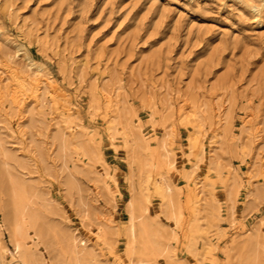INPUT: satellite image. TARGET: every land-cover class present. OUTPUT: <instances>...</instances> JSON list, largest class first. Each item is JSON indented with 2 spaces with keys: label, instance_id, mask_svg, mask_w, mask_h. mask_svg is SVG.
<instances>
[{
  "label": "rangeland",
  "instance_id": "374dc122",
  "mask_svg": "<svg viewBox=\"0 0 264 264\" xmlns=\"http://www.w3.org/2000/svg\"><path fill=\"white\" fill-rule=\"evenodd\" d=\"M0 264H264V0H0Z\"/></svg>",
  "mask_w": 264,
  "mask_h": 264
},
{
  "label": "bare ground",
  "instance_id": "6f19581e",
  "mask_svg": "<svg viewBox=\"0 0 264 264\" xmlns=\"http://www.w3.org/2000/svg\"><path fill=\"white\" fill-rule=\"evenodd\" d=\"M33 81H34V83L36 85L35 87H38L40 81L38 79H34ZM10 198H11V210H12L11 212H12L14 221H16V222L17 221L24 222L25 219H26L25 218L26 217V212H25V207H24V199H23V196H22L21 192L16 191L13 188V192H12ZM143 235H144V233L141 236H143ZM146 237H148V236H146Z\"/></svg>",
  "mask_w": 264,
  "mask_h": 264
}]
</instances>
